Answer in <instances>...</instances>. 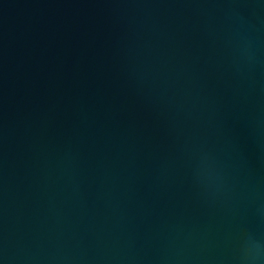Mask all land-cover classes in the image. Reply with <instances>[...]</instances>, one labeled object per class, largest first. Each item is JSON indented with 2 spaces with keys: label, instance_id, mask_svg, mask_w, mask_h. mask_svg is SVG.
I'll use <instances>...</instances> for the list:
<instances>
[{
  "label": "water",
  "instance_id": "obj_1",
  "mask_svg": "<svg viewBox=\"0 0 264 264\" xmlns=\"http://www.w3.org/2000/svg\"><path fill=\"white\" fill-rule=\"evenodd\" d=\"M0 264H264V0H0Z\"/></svg>",
  "mask_w": 264,
  "mask_h": 264
}]
</instances>
